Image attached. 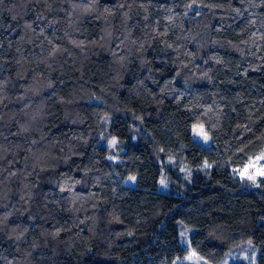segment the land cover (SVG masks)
Wrapping results in <instances>:
<instances>
[{"label": "trees", "instance_id": "trees-1", "mask_svg": "<svg viewBox=\"0 0 264 264\" xmlns=\"http://www.w3.org/2000/svg\"><path fill=\"white\" fill-rule=\"evenodd\" d=\"M263 149L264 0H0V264H264Z\"/></svg>", "mask_w": 264, "mask_h": 264}, {"label": "rangeland", "instance_id": "rangeland-1", "mask_svg": "<svg viewBox=\"0 0 264 264\" xmlns=\"http://www.w3.org/2000/svg\"><path fill=\"white\" fill-rule=\"evenodd\" d=\"M205 135L207 136V139H205ZM191 137L193 141H195L196 143L202 146H208L210 144V138L208 134L205 132L203 126L200 124H193L191 126ZM115 143H116V139L111 138L108 141V144H106V146L111 147ZM245 169H247V172L245 175L242 176L241 172H244ZM260 170H264V149L258 151L254 156L249 157L243 166L235 170V173L240 179L245 180L250 184H253L257 178L262 176L256 175L255 180L249 179L248 177L251 175H255ZM124 183L128 186H134L135 177L127 178ZM157 190L160 192H166L169 190V186L167 182L164 181L162 176L159 178V182L157 184ZM189 231L190 230L182 231L180 233L181 238L179 241L182 247L188 249V252L185 254L184 257L174 259L170 264H211V263H206L202 257H200L194 250L191 249L189 245V238H187V234L189 233ZM234 262L235 261L233 259L228 258L224 263L221 264H231Z\"/></svg>", "mask_w": 264, "mask_h": 264}, {"label": "snow or ice", "instance_id": "snow-or-ice-1", "mask_svg": "<svg viewBox=\"0 0 264 264\" xmlns=\"http://www.w3.org/2000/svg\"><path fill=\"white\" fill-rule=\"evenodd\" d=\"M205 139H207V136H206V135H205ZM246 172H247V169H245L244 172H241V175H242V176L245 175ZM256 175L264 176V170H260V171H258L255 175H251V176H249L248 178H249V179H252V180H255ZM133 179H134V178H133Z\"/></svg>", "mask_w": 264, "mask_h": 264}]
</instances>
